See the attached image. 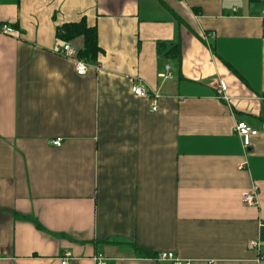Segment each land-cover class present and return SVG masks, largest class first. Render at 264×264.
<instances>
[{
	"label": "crops",
	"instance_id": "1",
	"mask_svg": "<svg viewBox=\"0 0 264 264\" xmlns=\"http://www.w3.org/2000/svg\"><path fill=\"white\" fill-rule=\"evenodd\" d=\"M83 18L102 52L78 74L57 31ZM3 23L0 264H264V1L0 0Z\"/></svg>",
	"mask_w": 264,
	"mask_h": 264
},
{
	"label": "built area",
	"instance_id": "2",
	"mask_svg": "<svg viewBox=\"0 0 264 264\" xmlns=\"http://www.w3.org/2000/svg\"><path fill=\"white\" fill-rule=\"evenodd\" d=\"M0 32L5 34H14L16 33V28L13 25L3 23L0 25ZM207 36L208 35H206L205 37ZM59 54L74 60L78 74H85L87 72L88 62L76 57L77 49L75 46L72 45V43L65 42L64 45L59 50ZM161 76L171 78L172 74L170 72L166 74L162 73ZM226 89H227L226 84L223 81L219 82L218 94L221 97L228 99V96L226 94ZM132 92L137 96L151 97L153 100V104H152L153 110H157L159 108V98H160L159 93L155 92L154 89H152L145 81L135 82L132 85ZM235 132L242 138L243 146L245 147V149H248L251 146L252 137L257 135L259 133V130L254 128L247 122L239 120L235 123ZM53 144L55 146H61L63 144V139L56 138L55 140H53ZM245 165L246 164H242L241 167L244 168ZM258 192H259V186L254 184L250 191H245L243 193L244 203L250 206L257 205L259 202ZM250 245L253 248H257L258 250H260L261 244L258 241H252ZM3 255L4 252L0 247V259L3 257ZM71 256L72 254L70 251L65 252V257L62 261V264H69L67 259L70 258ZM93 259L95 261V264H107V260H108L107 256H105L103 253L97 254L96 256H94ZM154 259L159 262H168L170 264H193L192 260H186L180 258L177 254H175L172 251L159 252L156 254ZM260 260H264V254L260 255Z\"/></svg>",
	"mask_w": 264,
	"mask_h": 264
},
{
	"label": "trees",
	"instance_id": "3",
	"mask_svg": "<svg viewBox=\"0 0 264 264\" xmlns=\"http://www.w3.org/2000/svg\"><path fill=\"white\" fill-rule=\"evenodd\" d=\"M249 1L259 2L264 0ZM57 38L63 42L69 43L81 38L83 40V46L81 48H77L76 57L85 60L86 62H96L98 55L102 52V48L99 44L97 28L95 26H89L85 18L77 22H68L60 26L57 31ZM157 51L159 55L163 57L174 58L179 61L182 59V48L180 43L169 44L166 41H158ZM213 51L215 50L213 49ZM227 65L241 79L246 81V79L243 78L230 63L227 62Z\"/></svg>",
	"mask_w": 264,
	"mask_h": 264
}]
</instances>
